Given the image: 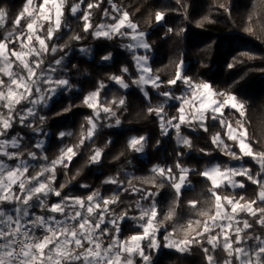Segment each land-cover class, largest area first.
<instances>
[{"label": "snow or ice", "instance_id": "6c2138e0", "mask_svg": "<svg viewBox=\"0 0 264 264\" xmlns=\"http://www.w3.org/2000/svg\"><path fill=\"white\" fill-rule=\"evenodd\" d=\"M66 3L67 0H25L12 20L11 30H6L0 39V264H134L136 257L140 258L141 264H152V250L164 246L187 251L193 244L207 245L203 247V252L208 264H217L211 253L218 248L226 253L223 264H264V235L249 234L253 224L241 216L244 213L255 218V223L264 229V151H254L249 142L245 103L234 93L217 91L209 82L185 75L183 61L176 65L172 78L161 81L150 66L149 57L136 55L137 49L151 50L145 33L139 31L129 14L121 12L116 4L113 3L111 8L115 15L104 10V15L110 16L112 23L97 24L95 27L90 20V10L99 6L96 0H90L84 8L81 5L85 4V0H76L69 11L83 20L84 32L91 29V34L98 39L112 40L120 36L132 41L124 46L132 53L139 74L132 83L141 89L151 85L163 98L153 106L149 92H144L149 103L148 112L155 115L161 135H174L178 146L191 149L192 141L185 135V130L209 133L210 127H218V131L209 135L213 149L230 161L248 157L258 166L257 169L234 167L229 162L206 164L196 173L209 184L206 207L197 208L196 201L189 202L190 208L205 219L189 220L186 226L180 225L173 232L163 233L162 240L158 238L160 229L164 221L173 218L174 210L170 208L163 219H158L160 213L155 201L158 193L132 187L131 191L140 195L135 204L139 215L131 219L142 231L122 238L121 223L129 217L126 211L117 214L112 209L120 202L119 192L105 197L97 189L75 196L64 192L67 185L57 186L56 180L58 168L67 169L86 142L89 145L94 143L102 120L115 118V125L120 124L116 117L117 110L125 105L123 97L102 100L101 94L107 87L103 82L87 93L81 102L91 110V114L85 117L87 126L81 125L79 142L64 145L55 159L49 160L44 155L43 141L32 145L39 152L30 150L25 156L22 137L9 135L17 124L33 133L44 132L47 116L40 110L48 108L58 94L74 87L65 75L59 74L64 71L63 56L45 66L47 56L54 57L58 51H63L51 42L54 38L59 39L56 34L67 26L64 20ZM163 18L164 13H155L157 22ZM5 23L6 12L0 9V28ZM73 39L81 37L74 36ZM80 51L85 55L89 52L86 48ZM240 55L254 58L247 52ZM101 59L109 61L113 57L109 53ZM234 66L235 58L228 68ZM128 73L129 68L124 66L120 75H112L110 80L126 90L130 87L124 78ZM178 82L183 86L179 94L172 90ZM162 84L169 90H161ZM169 102H174V115L166 110ZM74 107L78 106L69 104L56 115L70 112ZM226 109L231 110L230 115L226 114ZM72 135L71 132L58 134L61 141ZM145 143L143 136L132 137L128 147L141 153ZM199 151L206 156L211 155L209 150L202 148ZM102 155L103 149L91 148L88 162L99 163ZM176 155L174 167L154 166L152 177L145 183L162 188L167 182L179 200L182 189L189 183L191 170L181 163L183 151H178ZM30 161H37V164L33 165ZM237 177L245 179L238 180ZM157 179L160 181L158 184L155 183ZM246 182L257 186L255 199L246 200L243 195L237 198V195L221 191L243 189ZM104 183L129 191L116 177H109ZM82 187L88 188L87 185ZM52 197L57 199L50 202ZM141 201L150 203L142 204ZM37 208L42 214L33 211ZM175 232L182 233L183 238H177Z\"/></svg>", "mask_w": 264, "mask_h": 264}, {"label": "trees", "instance_id": "16d2710c", "mask_svg": "<svg viewBox=\"0 0 264 264\" xmlns=\"http://www.w3.org/2000/svg\"><path fill=\"white\" fill-rule=\"evenodd\" d=\"M25 0H0V9L6 12V23L0 28V39L11 30L12 20L22 9ZM76 0H67L65 6L63 27L51 42L63 51H58L55 56L45 58V66L54 59L64 57L63 66L65 75L74 85L73 89L58 94L50 102L48 108L40 110L47 116L43 126L45 131L33 133L22 125H15L10 131V136L19 135L23 139L25 156L28 151H37L32 147L36 142L43 141L44 155L49 160L55 159L59 151L66 144H76L80 139L81 125H86L85 117L91 114V110L82 105L83 97L94 90L96 85L103 82L107 87L101 94V99L111 101L123 97L125 105L117 110L119 125H115V118L101 121L94 137V143L80 149L71 165L67 168L57 169V186L66 184L64 192L82 196L90 191L99 190L105 197L119 192L120 202L113 205L115 213L126 211L127 219L121 223V237L128 238L142 231L137 222L131 219L138 216L135 207L139 199V193L131 191V188L144 191L157 192L155 201L160 213L158 219L170 208L174 210L171 220L164 221L160 229L162 240L163 233L173 232L180 225H187L189 220L205 219L199 217L195 210L189 206L190 201L197 202V208L206 207L209 198L205 178L197 175L209 162H229L234 167H250L253 171L257 165L248 157L241 161H230L213 149L209 141V135L218 131V127H210L209 133L203 131H187L192 141L191 149L178 146L174 135L162 136L160 127L154 114H149V103L144 97V92H149L151 105L158 104L163 98L156 89L151 86L138 88L133 80L138 78V71L132 53L124 46L128 44V37L117 36L112 40L96 38L89 32L83 31V20L73 16L69 8ZM90 0H85V4ZM98 7L91 12V23H112L110 16L104 15L108 10L110 15L112 4H116L121 12L126 11L130 19L138 26V30L145 33V39L151 46L148 51L149 64L153 71L159 75L161 81H167L175 73L176 65L183 61L184 74L194 80L207 81L217 91L234 93L246 106V128L249 142L254 151H264V0H96ZM164 13V18L157 22L155 13ZM79 15V14H78ZM24 23V21H21ZM47 27V25H45ZM251 31H246V29ZM171 29V31H169ZM80 36L81 39H73ZM86 48L88 54L80 50ZM247 52L254 58L249 59L240 55ZM111 53L113 59L103 61L101 57ZM235 66L228 68L229 63ZM127 66L129 73L124 78L129 83L128 89H121L110 80L112 75H120L121 68ZM183 86L175 87L174 91L179 94ZM161 90H169L163 84ZM69 104L77 105L72 111L57 116L64 107ZM170 115L175 114L174 102H169L166 109ZM231 110H225L230 115ZM103 115V114H102ZM238 115V114H237ZM230 118H232L230 116ZM211 124V122H209ZM112 124L108 127L106 125ZM60 132L73 133L70 137L60 140ZM143 136L146 138L144 151L134 152L128 147V141L132 137ZM231 143V142H229ZM103 149V155L99 163H89L88 157L91 148ZM211 151V155H204L199 150ZM238 151V149H236ZM183 151L181 163L191 171L186 185L177 200L175 190L167 182L164 187L157 188L153 183H145L152 177L151 169L154 166L174 167L177 161V152ZM33 165L37 161H30ZM43 163V161H41ZM78 173V174H77ZM109 177H116L123 183V187L129 188L125 192L114 184H105ZM244 180L243 177H237ZM131 181V185H129ZM157 179L155 183H159ZM87 185L88 188L82 187ZM225 194L243 195L246 200L255 199L257 186L246 182L243 189H222ZM57 198L52 197L50 202ZM148 204L150 201H141ZM42 214L40 209H34ZM253 224L249 234L264 235V229L255 223V218L241 213ZM177 238H183L182 233L175 232ZM107 243V238H105ZM146 244L147 241H144ZM251 243V241L249 242ZM204 244H193L187 251H177L161 246L150 252L152 264H208L203 247ZM210 248V246H208ZM211 251V248H210ZM217 264H223L226 253L216 249L211 253ZM134 264H141L140 258L136 257Z\"/></svg>", "mask_w": 264, "mask_h": 264}, {"label": "rangeland", "instance_id": "374dc122", "mask_svg": "<svg viewBox=\"0 0 264 264\" xmlns=\"http://www.w3.org/2000/svg\"><path fill=\"white\" fill-rule=\"evenodd\" d=\"M128 31H130V30H128ZM129 43H132V41L129 39V42H128V44ZM148 53V51L146 52L144 49H137L136 50V55H147L148 57H149V55L147 54ZM135 62V61H134ZM146 86H151V85H146ZM240 167V166H239ZM188 185V184H187ZM170 249H173V250H176L175 248H170Z\"/></svg>", "mask_w": 264, "mask_h": 264}]
</instances>
